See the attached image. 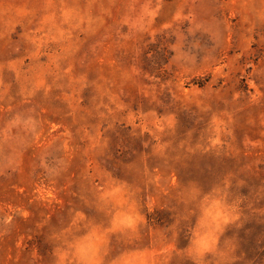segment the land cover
I'll return each instance as SVG.
<instances>
[{
  "label": "rangeland",
  "instance_id": "1",
  "mask_svg": "<svg viewBox=\"0 0 264 264\" xmlns=\"http://www.w3.org/2000/svg\"><path fill=\"white\" fill-rule=\"evenodd\" d=\"M0 264H264V0H0Z\"/></svg>",
  "mask_w": 264,
  "mask_h": 264
}]
</instances>
